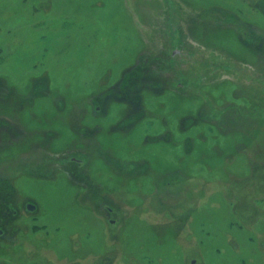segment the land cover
I'll list each match as a JSON object with an SVG mask.
<instances>
[{
  "label": "rangeland",
  "instance_id": "374dc122",
  "mask_svg": "<svg viewBox=\"0 0 264 264\" xmlns=\"http://www.w3.org/2000/svg\"><path fill=\"white\" fill-rule=\"evenodd\" d=\"M0 264H264V0H0Z\"/></svg>",
  "mask_w": 264,
  "mask_h": 264
},
{
  "label": "trees",
  "instance_id": "16d2710c",
  "mask_svg": "<svg viewBox=\"0 0 264 264\" xmlns=\"http://www.w3.org/2000/svg\"><path fill=\"white\" fill-rule=\"evenodd\" d=\"M169 61L172 62V67H171L172 70L171 71L175 72L176 74H180L181 72L177 71V66H178L177 61H175L171 57H169ZM210 67L214 68L213 66H210Z\"/></svg>",
  "mask_w": 264,
  "mask_h": 264
},
{
  "label": "water",
  "instance_id": "95a60500",
  "mask_svg": "<svg viewBox=\"0 0 264 264\" xmlns=\"http://www.w3.org/2000/svg\"><path fill=\"white\" fill-rule=\"evenodd\" d=\"M27 209H28L29 211H32V210H34V206L28 204V205H27Z\"/></svg>",
  "mask_w": 264,
  "mask_h": 264
}]
</instances>
